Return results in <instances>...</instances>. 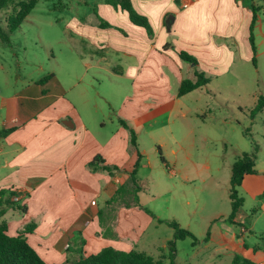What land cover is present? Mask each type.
Instances as JSON below:
<instances>
[{"label": "crops", "instance_id": "obj_1", "mask_svg": "<svg viewBox=\"0 0 264 264\" xmlns=\"http://www.w3.org/2000/svg\"><path fill=\"white\" fill-rule=\"evenodd\" d=\"M86 1L80 5L92 8L93 18L73 15L65 25L76 67L72 85H65L56 71H50L43 77H20L19 89L0 86V129L14 127L0 139V190L17 192L19 197L10 200L26 207L22 211L9 205L2 219L9 235L33 224L25 237L47 264L78 260L108 246L129 250L172 238L173 230L158 223L161 218L140 202L142 190L140 206L134 204L133 196H120L118 191L129 185L137 152L141 155L137 182L147 186L146 180H153L155 163L142 145L143 137L157 146L168 178L181 173L189 182L188 171L201 178L208 171V162L192 159L190 118L195 113L186 100L194 91L203 92L205 85L180 96V84L195 80L196 71L211 81V76L228 73L235 60L252 61L253 9L257 12L253 27L257 58L258 27L264 17V0H130L147 19L149 34L126 11L106 0ZM102 20L110 26L103 27ZM180 51L193 56L196 63L181 59ZM51 59L58 61L52 51ZM88 77L98 85L93 92L83 86ZM98 97L104 104L96 101ZM201 112L202 121L207 120L206 111ZM246 129L248 135L250 129ZM132 131L137 148L131 143ZM255 169L238 187L244 202L233 222L227 219L230 170L222 177L219 167L209 180L208 173L202 178L208 180L204 185L211 184V193L220 192L208 198L224 204L203 215L205 235L191 244V261L234 264L240 257L264 264V169L256 163ZM148 193L153 192L148 189Z\"/></svg>", "mask_w": 264, "mask_h": 264}, {"label": "rangeland", "instance_id": "obj_2", "mask_svg": "<svg viewBox=\"0 0 264 264\" xmlns=\"http://www.w3.org/2000/svg\"><path fill=\"white\" fill-rule=\"evenodd\" d=\"M88 1L93 3L97 0ZM80 3L82 2L79 0H38L35 8L14 32L8 33L7 38L0 37V86H18L19 89L22 86L20 77L22 79H28L29 76L43 77L50 71H56L58 78L65 85H72L73 70L75 71L76 67L74 69V55L65 25L73 15L86 18H93L94 15L92 8ZM63 5L70 6L63 8ZM10 12L11 6L0 12V28L4 32H8L6 18ZM261 19L257 34L259 51L256 61L235 60L228 73L211 76V81L205 85L203 92L194 91L187 95L186 100L191 102L193 112L199 113L197 117L194 114L190 118L193 127L192 159L202 164L208 162L210 165L208 171L202 174V178L208 173L206 179L209 180L211 175L218 173L219 167L222 177L225 176L224 173L228 174V169L230 174L231 168L228 165L232 167L234 160L243 153L242 151L255 153L257 168L264 169V110L259 112L254 120L249 115L258 97L264 95V17ZM51 51L57 56L58 61L51 59ZM79 68L82 69L80 65ZM83 86H88L93 92L92 89L98 85L88 77L84 80ZM105 86L107 84L101 85L100 88L103 89ZM196 94H199L200 98L195 99ZM96 101L104 104L102 98L98 97ZM201 109L206 111L207 120L202 121L204 113ZM246 128L250 129L248 135H245ZM141 141L155 166L153 180L152 178L146 180L147 186L140 185L142 190L140 202L152 209L161 219H175L183 227L191 229L197 237H204L206 226L202 217L206 211L210 214L213 210H219L221 207L219 204L223 206V200L216 202L210 199L212 195L220 192L211 193V184L204 185V181L208 180L203 181L194 171L187 172L192 176L189 182L180 177L181 173L168 178L160 166L157 146L152 145L150 138L143 137ZM148 189L153 195L148 193ZM166 228V225L162 227L164 230ZM163 241L161 239L159 243L156 244L158 242L156 241L148 246L147 243L142 244L137 248L146 249V252L155 258L165 257L164 264H168L167 242ZM191 244L190 238L177 242V264H204L201 261L190 260ZM208 263L211 264L209 261ZM220 264L230 263L225 260Z\"/></svg>", "mask_w": 264, "mask_h": 264}, {"label": "trees", "instance_id": "obj_3", "mask_svg": "<svg viewBox=\"0 0 264 264\" xmlns=\"http://www.w3.org/2000/svg\"><path fill=\"white\" fill-rule=\"evenodd\" d=\"M79 1L87 3L86 0ZM105 2L113 5L115 8L119 7L120 9L126 11L129 19L133 23L143 26L149 34L152 33V29L147 19L135 11L130 0H106ZM37 3L38 0H0V12L8 6H11V12L6 18V27L8 32H4L0 28V37L7 38L6 36L8 35V33L14 32L25 20V18L32 12ZM256 19L257 12L256 9H253V18L250 24L249 34V42L254 53V56L252 58L253 62L256 61V45L253 34V27L255 25ZM101 25L103 27L110 26L108 22L103 20ZM179 56L185 61L196 63V59L185 51H180ZM44 80L45 78L42 79V81ZM209 81L210 79L205 76L204 72L196 71L195 80L185 79L181 82L178 94L182 96L196 88L206 85ZM263 109L264 95H260L256 101L254 108L251 109L249 113L250 117L254 118ZM13 129L14 127L0 129V139L2 137H5ZM247 131L249 130L246 129L245 132ZM131 143L134 147L137 148L135 133L133 131ZM140 157V153L137 152V160L130 172V180L128 182L129 185H125L124 187L120 188V191H118V195L120 196H123L125 194H130L131 196H133L134 204L137 206H140L138 193L141 190V186L137 182L135 175ZM161 160L164 161V158L161 157ZM255 161V153L243 152L234 160L232 164L229 183L231 212L227 217V219L231 222L234 221L236 212L244 202L243 197H240L238 194V187L241 185L245 175L256 173ZM109 169L110 168H108V170ZM12 196L19 197V194L14 191L11 192L7 189L0 190V264H47L36 252V250L27 242V239L25 237L26 232H31L33 230V224L29 223L25 229L18 232L16 235L8 234L7 222L2 219V216L6 212L7 207L9 205H13L22 211L26 208L25 205L21 204L17 200H10V197ZM143 209L147 213H149L151 217L156 218V215L151 210L146 207ZM157 221L158 223H165L173 230L172 238L167 241L168 253L166 257L169 261L168 264H177L176 260L178 255V240L190 238L192 240V245L200 242L199 238L192 231L181 226V224L175 219L167 220L157 218ZM163 258L165 257L162 256L161 258H155L147 252L136 248H131L129 250H120L108 246L102 248L95 254L89 255L87 257L81 256L78 260H67L62 264H164ZM233 262L234 264H253L250 260L240 257L235 258Z\"/></svg>", "mask_w": 264, "mask_h": 264}]
</instances>
